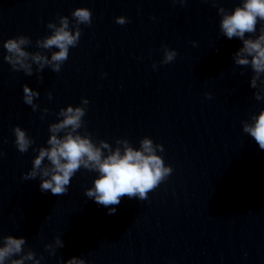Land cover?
<instances>
[{
    "label": "water",
    "instance_id": "95a60500",
    "mask_svg": "<svg viewBox=\"0 0 264 264\" xmlns=\"http://www.w3.org/2000/svg\"><path fill=\"white\" fill-rule=\"evenodd\" d=\"M239 2L219 6L230 12ZM77 7L88 8L92 22L79 25V42L59 72L45 67L38 74L33 64L28 76L4 61L3 41L17 35L31 39L29 52L57 50L38 49L35 41L58 16L71 22ZM117 16L127 22L117 24ZM219 20L210 0H0V234L23 236L26 250L35 252L106 209L84 195L96 172L82 168L59 196L41 192L39 177L22 178L33 148L47 146L60 108L86 97L81 134L86 129L113 147L125 138L136 148L147 136L162 145L157 154L167 165L251 93V68L232 60L242 42L222 36ZM163 46L175 49L173 61L161 63ZM24 84L39 92L36 111L23 102ZM13 126L34 140L26 153L14 144Z\"/></svg>",
    "mask_w": 264,
    "mask_h": 264
},
{
    "label": "clouds",
    "instance_id": "9594fccd",
    "mask_svg": "<svg viewBox=\"0 0 264 264\" xmlns=\"http://www.w3.org/2000/svg\"><path fill=\"white\" fill-rule=\"evenodd\" d=\"M184 2L185 0H180V3ZM210 2L216 6L220 15L221 35L242 42L232 53L234 64L251 68L249 85L256 90L253 95L258 101L264 99V0H240L230 12L219 6V0ZM71 17V22L63 15L56 18L57 22L49 21L46 27L50 33L35 41L38 49H57L50 51V55H46L45 51H27L26 47L32 43L31 39L25 35H17L3 41L4 61L14 71L22 70L28 76L33 74V64L38 74L45 67L59 72L61 65L68 59L69 49L76 47L79 42V25H90L92 22V13L85 7L74 8ZM115 22L123 25L127 20L124 16H117ZM195 43L193 41L194 46ZM176 55L175 49L163 46L161 63L173 61ZM37 78L40 79L39 76ZM22 88L23 102L36 111L39 106L34 98L39 96V92L27 84ZM47 95L51 99V93ZM88 104L89 100L81 97L79 105L69 104L59 109L56 113L59 119L48 125L49 135L45 142L47 146L33 148L36 155L31 160V168L22 174V178L34 180L39 177L41 192H51L59 196L67 193L72 177L82 168L96 172L92 186L84 190V195L106 207L108 214L112 215L115 214V206L119 205L122 197L146 200L148 193L164 182L173 169L157 154L158 151H163L162 145L154 143L147 136L139 140V147L136 148L125 138L116 139L113 147L106 140H94L86 129L81 134L79 130L84 127L83 117ZM47 112V108L41 109L42 119ZM241 123L243 132L250 135L259 148L264 150V108ZM12 132L17 150L26 153L34 140L20 126H13ZM57 247H63L59 236L54 238L53 243L45 244L50 255L55 253ZM40 259L30 249L26 250V239L23 236L0 234V264H40ZM63 264H86V261L73 256L64 260Z\"/></svg>",
    "mask_w": 264,
    "mask_h": 264
}]
</instances>
